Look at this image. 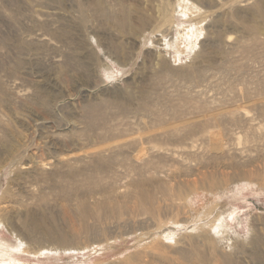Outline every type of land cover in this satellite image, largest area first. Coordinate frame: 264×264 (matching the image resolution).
I'll return each mask as SVG.
<instances>
[{
    "label": "rangeland",
    "instance_id": "rangeland-1",
    "mask_svg": "<svg viewBox=\"0 0 264 264\" xmlns=\"http://www.w3.org/2000/svg\"><path fill=\"white\" fill-rule=\"evenodd\" d=\"M0 264H264V0H0Z\"/></svg>",
    "mask_w": 264,
    "mask_h": 264
},
{
    "label": "bare ground",
    "instance_id": "bare-ground-1",
    "mask_svg": "<svg viewBox=\"0 0 264 264\" xmlns=\"http://www.w3.org/2000/svg\"><path fill=\"white\" fill-rule=\"evenodd\" d=\"M189 31V30H188ZM191 33H192V31H191ZM190 34V33H189ZM91 131V130H90ZM54 143V142H53ZM146 169V168H145ZM148 169V168H147ZM134 170V169H133ZM157 170V169H156ZM142 171H143V169H142ZM136 172V171H135ZM61 173V172H60ZM75 174V173H74ZM150 174H151V172H150ZM158 174H159V172H158ZM55 175V174H54ZM145 177V176H144ZM143 177V178H144ZM64 191V190H63ZM141 199V198H140ZM142 201V200H141ZM151 205H152V203H151ZM159 209V208H158ZM153 211V210H152ZM155 214V213H154ZM146 216V215H145ZM152 217V216H151ZM152 219V218H151ZM176 220V219H175ZM171 224V223H170ZM174 224V223H173ZM159 230V229H158ZM171 230V229H170ZM164 233V232H163ZM9 243V242H8ZM7 246V245H6ZM2 248H3V245H2ZM16 248V247H15ZM149 251V250H148Z\"/></svg>",
    "mask_w": 264,
    "mask_h": 264
}]
</instances>
